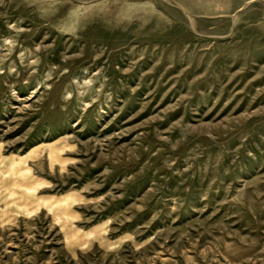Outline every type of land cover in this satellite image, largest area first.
Listing matches in <instances>:
<instances>
[{
	"label": "rangeland",
	"instance_id": "rangeland-1",
	"mask_svg": "<svg viewBox=\"0 0 264 264\" xmlns=\"http://www.w3.org/2000/svg\"><path fill=\"white\" fill-rule=\"evenodd\" d=\"M0 264H264V0H0Z\"/></svg>",
	"mask_w": 264,
	"mask_h": 264
}]
</instances>
